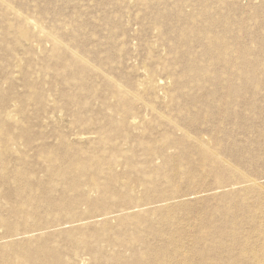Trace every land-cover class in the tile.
Masks as SVG:
<instances>
[{"label": "bare ground", "instance_id": "obj_1", "mask_svg": "<svg viewBox=\"0 0 264 264\" xmlns=\"http://www.w3.org/2000/svg\"><path fill=\"white\" fill-rule=\"evenodd\" d=\"M183 2H178L179 12ZM197 2L200 9L183 19L187 24L178 32V40L188 50L201 43L204 51L199 57L190 53L196 60L184 67L175 86L187 89L188 99L194 90L218 87L192 102L203 117L188 114L187 119L189 127L197 121H214L212 127L217 128L212 130L211 142L193 137L174 119H169L173 130L159 138L151 127L143 130V136L132 135L128 127L138 126L133 103L142 98L114 84L122 118L111 123L104 135L111 142L130 139L132 150L116 144L107 152L92 149L85 155L63 142L39 152L38 161L48 174L42 181L32 178L20 156L14 159L19 165L10 167L7 153L14 138L11 127L4 124L0 186L5 189L6 205L0 203V228L7 233L3 240L9 241L0 245V264H89L88 260L92 264H264V179L242 170L256 165L258 157L247 149L239 153L235 145H223L217 131L218 122H233L250 133L254 121L264 120L256 102L243 108L242 99L247 87L253 88L254 96L258 93L259 64L246 47L228 37L235 24L211 15L208 1ZM26 24L33 25L28 20ZM219 25L221 32L216 30ZM33 26L52 40V34ZM8 34L20 42L32 38L23 24ZM54 47L59 51L57 39ZM171 52L174 59L183 60L179 46ZM72 58L73 66H86L83 57L74 53ZM203 72L210 76L205 81L200 78ZM149 76L145 87L153 90L159 86L156 71L150 69ZM170 96L174 101L176 92ZM237 103L251 116L236 113ZM175 130L182 133L177 135ZM169 149L175 155H169ZM136 152L146 158L141 164L134 159ZM158 160L161 163H155ZM120 166L122 172L117 171ZM58 184L65 186L60 196L55 195ZM209 195L218 202L214 208L206 207L208 199L189 201ZM82 255L89 259L80 260Z\"/></svg>", "mask_w": 264, "mask_h": 264}, {"label": "rangeland", "instance_id": "obj_2", "mask_svg": "<svg viewBox=\"0 0 264 264\" xmlns=\"http://www.w3.org/2000/svg\"><path fill=\"white\" fill-rule=\"evenodd\" d=\"M179 1H184L181 12L177 8ZM206 1L212 4L211 15L228 18L235 24L228 37L246 47L259 64L258 93L254 96L253 88L247 87L242 99L245 100L243 108L254 101L260 114H264V0ZM195 9H200L197 0H149V3L142 0H0V127L4 124L11 127L14 138L7 153L10 167L19 165L14 159L20 156L32 178L45 181L48 174L38 161L43 149L66 142L85 155L92 149L104 148L107 152L116 144L132 150L130 139L120 135L116 142H111L104 135L111 123L122 118L114 84L142 98L133 101L138 126L128 127L132 135L143 136V130L151 127L155 129L154 137L159 138L173 130L169 119H174L193 137L200 136L211 142L212 130L217 128L212 127L214 121L212 124L197 121L189 127L187 119L191 115L203 117L204 113L192 102L218 87L213 86L209 91L194 90L191 100L185 96L187 89L175 86L184 67L196 60L190 58V53L199 57L204 51L201 43H194L188 50L178 40V32L187 24L183 19H188ZM27 20L52 34V40L40 28L28 26ZM21 24L32 35L27 42L8 34ZM216 30L221 32L223 27L219 25ZM54 39L60 43L59 51L55 50ZM176 46L183 60L174 59L171 49ZM74 53L84 58L85 67L73 66ZM150 69L156 71L155 79L159 82L153 90L145 87L150 80ZM206 73L201 74V80L210 77ZM173 92L177 96L174 101L170 96ZM188 105H192L190 112L186 111ZM243 108L237 103L234 111L250 115ZM248 121L251 120L248 118ZM257 121L250 133L240 130L233 122H218L217 131L223 145H235L239 153L247 149L253 157H258L256 165L242 170L264 179V143L259 144L264 136V120ZM175 153L174 149L168 150L169 155ZM134 159L141 164L146 158L136 152ZM123 170V166L117 168L118 172ZM64 187L58 184L55 195L60 196ZM4 194L5 189L0 186V203L5 207ZM201 199L209 200L206 206L209 208L218 204L214 195L189 201L196 203ZM6 236V231L0 228V245L9 241L3 240ZM82 259L89 257L82 255Z\"/></svg>", "mask_w": 264, "mask_h": 264}]
</instances>
